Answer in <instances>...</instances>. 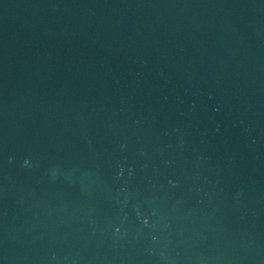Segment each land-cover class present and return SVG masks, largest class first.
<instances>
[{
    "label": "water",
    "instance_id": "water-1",
    "mask_svg": "<svg viewBox=\"0 0 264 264\" xmlns=\"http://www.w3.org/2000/svg\"><path fill=\"white\" fill-rule=\"evenodd\" d=\"M0 264H264V0H0Z\"/></svg>",
    "mask_w": 264,
    "mask_h": 264
}]
</instances>
